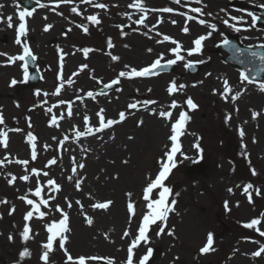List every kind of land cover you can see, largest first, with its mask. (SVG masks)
Instances as JSON below:
<instances>
[{
    "label": "rangeland",
    "instance_id": "obj_1",
    "mask_svg": "<svg viewBox=\"0 0 264 264\" xmlns=\"http://www.w3.org/2000/svg\"><path fill=\"white\" fill-rule=\"evenodd\" d=\"M6 1V5L10 1L12 3V6L15 4L18 5V0H4ZM40 5H44L43 7L39 6L36 11H39V15L46 14L50 15L51 19L49 21L46 19H39V31L38 34H42V39L40 40H33L34 46L36 48L39 47V44H37V41H40V48L37 50L40 52V61L41 64L52 66L51 71L49 72L48 80H46V83H50L54 85L53 78L55 79L56 73L58 71H61V55H63V66L62 71L64 67V63L67 62V52H70L73 54V58L75 61H70L69 64H73L72 68L69 70L70 74L72 75L73 72L77 71L79 67L83 64H87L88 67L85 70V72L82 73V83L89 85L92 80L89 78L91 76H95V81H102L107 82V80H110L111 78L117 77L118 73L117 70L121 68H125V66L129 67H135L139 69L142 65L148 64L153 57L158 56L159 50L155 49V45L159 44L160 40L163 39V37L157 36V38H152L150 40L148 37H153L154 35H160L156 33L151 34L149 36L145 35V33L148 34L144 29L139 28L132 32V30L125 31V35H121V32H124L122 28L115 27L116 25H122L121 22L124 20L120 18V7L118 6L122 1H132V0H108L110 4L107 5L106 8L101 9L98 7H95V4H98L99 1L102 0H92L91 3L82 2V0L76 1L73 0L74 5H60V3L55 2V0H39ZM144 4L147 7H150L151 5H165L164 0H142ZM207 1V3H210L211 0H204ZM164 2V3H163ZM182 5L180 8L182 10H190L191 8L200 7L203 10V17L209 18L211 21H217L222 20L226 17L224 13L226 10H229V6H238L240 7H248L247 4H241L239 0H231L230 4L227 2L226 4L217 5V4H204L202 3H196L195 0H181ZM4 4V5H5ZM239 4V5H237ZM52 6H56L55 11L51 8ZM183 6V7H182ZM72 7L78 8V13H73L71 11ZM5 8V7H4ZM57 8V9H56ZM244 9V8H242ZM241 9V10H242ZM57 10V11H56ZM231 10V9H230ZM4 12V20L7 17V14L10 9L5 8ZM208 13H211V15H208ZM91 15H97L98 19L100 20L99 24H92L87 17ZM41 17V15H40ZM3 18V14H0V19ZM71 19H78L80 22H82L80 25L72 21ZM46 25H52V27L49 29L50 32L47 34L43 32L42 29L45 28ZM81 26H85L88 29H91L93 35L90 36L89 34L84 36V31L82 30ZM67 29H72L71 33L67 38L62 37V33L66 31ZM9 31V30H8ZM6 31V35L4 37H0V54H6V55H0V110L2 112H6V115L11 120L13 119L14 122H18L20 124L24 123V113L27 112V108L30 106L29 104L33 103L35 101L34 94L31 93V89L21 90L20 93L16 92L14 89H10L8 87L13 85L11 84V81L13 79L20 80V76H15L14 73H8L6 69L4 68V62H8L9 56H16L20 51V47H16L13 45H9V43H12L11 41L13 38L16 37L14 35V32L12 33ZM8 32V33H7ZM67 32V31H66ZM216 37L212 38L207 43V52L211 51V47L213 46L216 39L219 38L220 32L222 30H217ZM97 37V40H93L92 37ZM35 38V36H33ZM194 37V33L188 36V41H190ZM111 39L114 47L112 48H105L107 45V41ZM55 40L56 44L51 46L50 43ZM178 41V40H177ZM94 42V46H90ZM181 42V41H178ZM186 42V41H185ZM206 42V40H205ZM85 44V47L94 49V51L90 52L88 57L86 58L83 55L82 52V45ZM47 45V47H46ZM41 49V50H40ZM127 51L128 55L121 54V50ZM151 49V51H149ZM141 50V52L144 53L143 60L139 58H133L130 56V54H133L134 51ZM108 53H111L112 55L119 56L120 59L118 61H112L111 57L108 55ZM216 57V56H215ZM106 62L108 64H106ZM221 62V61H220ZM50 64V65H49ZM221 64L225 67L224 62H221ZM17 66V64H15ZM15 66V67H16ZM181 66V65H180ZM182 67V66H181ZM211 70H213L214 74L212 75V83L207 81L209 86H214V84H217L216 78L214 76L220 75L219 72L215 69L214 64L212 63L210 65ZM229 67V66H227ZM225 67V68H227ZM14 68V67H13ZM105 68V69H104ZM219 68H223L220 66ZM17 69V67L15 68ZM5 70V72H4ZM224 72V70H222ZM18 72V71H17ZM90 73H93V75H89ZM204 73H200L197 77L203 78ZM14 74V75H13ZM68 74V73H67ZM69 76V75H68ZM68 76H66V79H68ZM172 75L161 77L158 80L159 88L165 87V85H168L171 80ZM184 81H191V78L183 76L181 78ZM214 82V83H213ZM61 83V81H60ZM125 84V82H124ZM206 83L202 86H198V88L191 87V91L188 93L191 95L195 101H199L201 104H203V108L201 111L196 112L195 118L193 122L191 123L190 128L194 131H197L198 135H202L204 137L203 144L205 148L207 149V154L209 156V162L208 165L205 168V173L201 174L199 176H195L196 178L190 179L187 178L185 173L183 172V169L180 167V169L176 172L175 177H173V182L176 185L177 191L180 193V208H182V216L179 218H176L174 225L178 228V235L180 238L183 239L184 243L179 245L177 238L169 237L167 240L169 241L168 244L173 247L174 251H171L170 256H168V262L172 261L174 259V255L177 254L176 249L180 248L179 253H182L181 259L178 264H199L195 263L194 255L190 258H186V254L190 252H194L195 249L193 248L197 247L203 240L201 239V236L205 230L210 229L211 227L215 230H219L220 225L225 222L224 221V212L221 207V203L223 200V197H225L226 193L228 194L227 190L225 189V186H235V185H241L244 184L242 182L251 179L258 181L262 180L264 182V158L260 161V163L256 164L260 167L261 173L259 177H252L249 172L246 173L245 170L248 167L245 162V159L240 156L239 152L242 151L241 147L238 149V153L236 154L235 158L229 157V155H226V152L224 151V148H226L227 140L222 135V132L224 129H227V132H231L232 135V144L234 146H238L239 140L237 137V127L236 125H239V121L245 120L249 116V110L248 112H242V109L240 111L239 108L236 106H231L232 108L228 109V107H224L226 103L218 102L215 104L216 100H214L212 97L208 95L207 92H209V86ZM45 85V84H44ZM134 85H138L140 87V83H136ZM41 86H43L41 84ZM125 86H127L125 84ZM147 83L144 82L142 86V92H145ZM149 86V85H148ZM48 87V85H46ZM44 86V88H46ZM141 89V88H139ZM153 92L149 94L147 98L152 99L153 101H157L159 99V96L162 97L163 92H160L158 90H152ZM39 92H46V90L41 89ZM35 93V92H34ZM128 95V94H126ZM133 95L130 94L129 97ZM144 95H141L140 97H143ZM188 95L186 94V97ZM182 95L180 96V98ZM74 98V97H73ZM169 100V99H167ZM126 100H124L125 102ZM130 102H133L134 100L130 99ZM215 101V102H214ZM181 101L179 100V104ZM29 105V106H28ZM230 105V104H229ZM241 107V103H239ZM224 108H227L224 111ZM40 110V109H39ZM231 110V112H230ZM12 114V115H11ZM231 114L233 116L232 124L233 125H227L224 121L226 117ZM247 115V117H246ZM154 118V117H149ZM227 121V120H226ZM137 118H134L130 121V127L132 130H137L140 128H137ZM129 124V122H128ZM231 126H234L235 128H232ZM37 127V125H36ZM145 127V125L143 126ZM142 128V127H141ZM38 129V127H37ZM131 129L128 131V135L131 133ZM253 130V128L251 127ZM251 129L245 128V130L249 131L250 134ZM39 130V129H38ZM260 128L257 127L255 129V132H259ZM35 132V131H33ZM142 133V132H141ZM148 133V137H149ZM253 135H250L248 139H246L247 143L250 145V148H254V153L256 156L259 155L261 152V148H256L254 144L251 143V138ZM134 141V140H132ZM221 142H223L221 144ZM264 142V141H263ZM145 144V140L142 142ZM158 143V141H157ZM150 149L146 152H143L142 148H136L138 152V157L135 159L133 154H129L127 156V159L129 160L128 163V169H126L124 175H120V178L116 180L115 177H113V181L119 182V190L118 193L120 195V203L122 204L123 211L125 212V202H126V191L134 192L133 199L138 197L140 193H138L141 186L146 182V178L144 179L146 174H153L157 169V157L161 154L162 150L158 151L156 146L152 143V147H149ZM25 150L27 152L26 146ZM249 150V149H248ZM243 153H246L244 151ZM261 154V153H260ZM213 161V162H211ZM190 161H186L184 165H189ZM125 165V166H127ZM251 168V167H250ZM123 178H126L124 180ZM3 183V179H0ZM260 180V181H259ZM89 180H87L88 182ZM102 183V181H100ZM263 186L264 191V183H260ZM183 194V195H182ZM264 194V193H263ZM179 197V198H180ZM108 197H102V199H106ZM15 202H17L16 199H14ZM246 205L247 202L244 199ZM249 209L251 208L248 205ZM257 212H254L252 209H250V212L248 214H243L242 218L247 219L256 214ZM239 214V213H238ZM7 227L8 224L5 225V222L0 221V231L3 232L2 236L0 235V243L2 246L0 247V253L4 257V254L7 253L6 257H8L9 254H11L12 249H14V246L7 245L6 242H4L6 245H4L3 241L6 240V233L9 230L7 227V230L3 231V227ZM191 228V230L194 229L193 236H187L186 232ZM233 228V227H232ZM200 230H203L202 234L198 236V233ZM10 232V230L8 231ZM197 236L199 239H197ZM224 236V238H223ZM228 236V233L226 234ZM225 234L222 232L220 233L219 237L220 240H227L223 245L220 251H218L216 254L209 258H205L203 263L200 264H218L219 261L224 258L227 254V252L231 251V244L229 241V237H226ZM164 240V239H163ZM166 242V241H165ZM25 243V242H24ZM167 243V242H166ZM0 244V245H1ZM27 244V243H26ZM25 244V245H26ZM37 246L38 241L35 243ZM23 245V246H25ZM29 250L31 252V255L25 260L24 264H42L39 261L38 255L39 253L35 251V247H32L34 245L33 241H29ZM21 247L22 244H16L15 247ZM161 250L163 249L161 244L160 246ZM198 248V247H197ZM79 250H75V254H78ZM192 252V254H193ZM163 250L161 253V256L155 260V261H162L163 258ZM124 255V253H122ZM167 255V253H166ZM12 256V254H11ZM8 257V262L14 260V258ZM16 256V255H15ZM5 257V258H6ZM164 263L166 260H163ZM155 263V262H154ZM158 263V262H157ZM232 264H241V263H235L233 261Z\"/></svg>",
    "mask_w": 264,
    "mask_h": 264
},
{
    "label": "snow or ice",
    "instance_id": "obj_2",
    "mask_svg": "<svg viewBox=\"0 0 264 264\" xmlns=\"http://www.w3.org/2000/svg\"><path fill=\"white\" fill-rule=\"evenodd\" d=\"M55 2L67 4V3H71L72 0H55ZM82 2L91 3L92 0H82ZM195 2L196 3H202V0H195ZM37 3L39 4V0H37ZM175 3L179 4L180 0H175ZM40 6L43 7L44 5H40ZM94 6L101 8V9H104L107 7V5H105L104 3H98V4H95ZM130 7L138 9L139 11L145 13V15H142L138 20L135 21L136 24L144 25L147 10H146L144 4L142 3V0H135V2L130 5ZM260 7L264 8V5H260ZM53 10H55V9H53ZM34 11H35V9H32L31 11H29L28 9H24L18 13L20 23L16 29L15 43L17 45L22 44L21 37L26 38V34H27L28 30L26 27L25 18L31 17L33 15ZM71 11L73 13H78V8L72 7ZM161 11L170 13V12H173L174 9L164 8ZM191 11L194 13H200L201 15H203V10L200 7L191 8ZM208 15H211V13H208ZM249 15H252V14L249 13ZM129 18H131V17H129ZM188 18L189 19H195L194 17H188ZM6 19H7L8 26L13 27L12 16H8ZM87 19L92 24H99L100 23V20L98 19L97 15L88 16ZM231 19L239 21V20H242L243 18L242 17H239V18L238 17H231ZM257 19L258 18L255 15H253V26L255 25V22ZM160 22H162V21H158V23H160ZM198 22L201 25L206 24V21L203 19H200ZM172 23H176V21H172ZM224 23L228 24V21L226 20V21H224ZM231 26L233 28H235L236 31L241 30L239 27H236V25H231ZM51 27H52V25H46L44 28V31H48ZM81 27L85 33L88 32L87 27H85V26H81ZM210 27L213 30L216 29L215 24L210 25ZM153 28H155V25H153ZM69 31H70V29H69ZM182 31L184 33H188L189 28L187 26H185L182 29ZM121 35H125V33L121 32ZM145 35H147V33H145ZM210 36H212L211 31H209L205 35H200L193 41L194 46L192 48L183 49V46L178 41H175L170 36L164 35L163 41H171L173 44H175V47H173L169 50L174 56L173 59H168L164 63H161V61L164 60V54L161 53L157 57V59L154 60L149 66L137 69L135 67L130 68L129 66L126 65L125 68L127 70L120 71L115 79L111 80L107 84H103V87L100 89L99 94L103 95L104 89L112 88L114 85L119 84L121 78L147 77V76L157 75L158 69L166 68L170 65H174L178 61H184L185 56L181 54L182 52H186L188 56L201 53L203 50V47H204L203 42L205 40H207ZM163 41H158V42L162 43ZM221 43L224 46L228 47L232 51L233 55L239 59V62L241 64H245V63L252 64L258 58L260 63H261V67L257 69V73L264 72V51H261V52L253 51L251 46H249L247 48L237 47V46L233 45L232 42L229 41L227 38H224ZM107 46H108V48L114 47L110 38L107 41ZM22 47H23L22 54H19L16 56H9L8 57V63H13L17 60L22 61L23 62V68H24V78L29 79L30 77H29V73H28V60H29V58H31L32 61H35L37 59V57L33 54L32 50H31L30 46L28 45V43L26 42V40H25V42H23ZM261 47H264V45H262ZM92 51H94V49L87 48V47L82 49L83 55L86 58L88 57L89 53ZM149 51H151V49H149ZM0 55H6V54H0ZM63 55L64 54L62 53V55H61V76H60L61 83L59 84L58 87H56L53 95H59L61 90L64 87L65 81L63 80V76H62ZM108 55L111 57L112 61H118L120 59L119 56L112 55L111 53H108ZM243 57H247V59H243ZM195 63H203V61H196V62L187 61L184 64V67L185 68H193ZM87 67H88L87 64L81 65L79 67V69L77 70V72H73L72 75L73 76L78 75L79 72H82ZM208 75H210V73ZM240 76H241L242 82L243 81L252 82L250 80L249 75L245 71H242L240 73ZM93 78H95V77H93ZM16 83H17V81L15 79H13L11 81L12 85H15ZM66 83L72 84V83H74V81L71 78H69L66 81ZM97 83H101V81H97ZM223 85H224L223 91L220 92V95L222 96L223 99L228 100L230 97L231 100L235 101L242 95V91H238L234 95H231L232 89H231L227 79L224 80ZM185 87H186V85L177 84V82L175 80H172L169 83V86L167 88V92L169 95H172L174 93L183 91V89ZM117 90H119V89H117ZM260 90L264 91V82L260 83ZM149 91H151V90L149 89ZM213 91L215 92L216 90L214 89ZM36 94L39 95L40 92L38 91ZM44 95H48V94L44 93ZM86 96L89 98L95 99L96 93H94L93 91H88L86 93ZM77 99L82 100L83 97L77 96ZM43 103H47V101H44ZM65 103L68 104L67 117L71 118L73 115V111H72V103L73 102H71V101L66 102L64 100L59 101V104H65ZM155 103H157V102L153 101V100H146V101L142 102L144 107H147L148 105L155 104ZM184 103L186 104L188 110H195L198 108V105L193 101V99L191 97H187V99L184 101ZM139 104H140V102H133V103L128 104L127 107L129 109H137ZM168 107H169L168 111L160 110L158 112V115L162 118L171 120L172 115H173L172 110H174L178 107H181V105L176 100H172L171 104ZM52 111H53L52 107L47 108L48 113H52ZM152 112L155 114L156 109H152ZM95 115L98 118V126H96V127L91 126L89 123L90 118L87 115H84L83 121H84V125H85V130L84 131H81L78 129L75 130V138L76 139H79L81 137L90 136V135H95L96 133H101L105 129H109L113 125H117V124L125 121L127 118L126 113L124 111H121L118 114V119H106L105 110L103 108H101ZM259 115H260V113H258L256 111L252 112V118L253 119H256L257 116H259ZM230 118H231V114H229L226 117V120L230 119ZM59 119H64L63 113H61L59 118L56 115H52L51 120L49 121L50 125L55 126V127H59V124H58ZM190 119H191V117L188 115V111L181 110L178 114V118L171 124V134L169 136V140L171 142L170 150L166 151L164 154V157H162L161 160L159 161L160 168H159V171L156 174L155 178L153 179V178L149 177V181H148L146 187L143 189V199L146 202V211H145L144 215L142 216L141 222L138 225L137 235L132 239L131 243L128 246L127 257H126V260L124 261V264H136V262H134V256H135L134 250L137 249L138 247H140L141 244L147 245L150 242V236H149L150 226L157 224V222H161V223L166 222L168 219L169 213L174 211L173 206L176 204V201L172 200L169 203V196L172 193V189L165 185V181L168 179L172 170L177 166V161L175 159L177 153H180L181 155H183V153L181 151V144L179 142V137L184 134L183 130L186 127V123ZM4 123H5L4 116L2 113H0V125H3ZM142 124H143V120H140L138 122V125H142ZM29 126H30V123H29ZM11 131L19 132V131H21V129L16 128V129H12ZM239 134L241 137L244 136V131L242 128L240 129ZM26 139H27V142L31 145V159L34 161L37 159V151H36V139L37 138L32 133H28ZM53 139H56V138L53 137ZM68 139H69V137L67 135H65L63 137V139L58 142L59 145L62 147L64 142L67 141ZM129 139H132V137H129ZM8 140H9L8 132L4 131L3 129H0V145H3L4 148H7ZM253 142H255V140ZM194 146L198 150H200L199 143L195 144ZM44 147H45V150H47V148L49 146L45 145ZM15 162L20 164V165H24V166H27L29 164L28 160H16ZM5 163H11V161H8L6 158L0 159V166H3ZM123 163L126 164V163H128V161L125 160V161H123ZM54 164H56L55 158L50 159L47 162L46 166H51ZM72 164H73V167H72L71 171H72L73 175H70L67 177V179L69 181H73V177L77 175V169H83L85 167V165L83 163L77 162L75 157L72 158ZM40 174H41L40 170L33 168L31 170V173L21 176L20 179L23 181H28L30 178V175L39 176ZM42 174L45 177L48 176L47 172H43ZM252 174L253 175L256 174L254 169L252 170ZM83 179H84L83 177L75 179L74 186L77 190H81V185L83 183ZM15 180H16V177L12 176L11 179L8 180V183L12 184ZM47 185L49 186V189L51 191L59 192L61 190V185L58 184L54 179H51V178L48 179ZM250 189H253V185L251 183H248V184L243 186V193L247 195L248 200L251 203L252 202V192L250 191ZM154 190H159L158 197L155 199L152 198V194L154 193ZM41 191H42V188L38 182V186L35 189L34 195L36 197H40ZM228 191L232 192V189L230 188V189H228ZM255 192H256V195L260 194L259 189H255ZM126 196L128 197L127 211L129 213V225H130L131 218L133 216H135V205H134L133 201L131 200L132 194L127 193ZM90 198H91V196H90ZM21 199H24L26 201V203L29 206H31V210H29L24 216V220L26 222L30 221L33 218L34 213L38 214L39 218H43L44 216L47 215L46 212L41 211V204L47 206L48 200L41 199V201L38 203L36 200L28 199L27 197H21ZM49 199H55V197L52 196V197H49ZM0 203H7V201H0ZM75 203L79 206L81 214L85 217V222L89 226H91L94 223V220L91 216H88L84 212V205L81 203L80 200H76ZM112 204H113L112 200H106L103 202L97 200V201L91 203L90 208L93 210L107 211ZM67 207L68 208L72 207L71 201H67ZM227 207H228L227 202H225V208H227ZM55 210L61 213V218L59 219L58 222H53V223L47 225V232L49 233V235L47 237V241L42 244L43 251H42V254L40 256V260L43 261L44 264H49L50 254L55 250L54 249V242L57 240V238H59L58 247H59V249L63 250L65 257H66L65 264H88V261H94V260L101 259V258H98L96 256L86 257L84 255H80L74 259V257L69 253L67 247L65 246L66 242L68 241V236L66 235V233L70 232V228L68 226V222H69L68 213L65 212L63 209H61L59 207V205L55 206ZM14 211H15V208L13 207L11 209V211L9 212V214L11 215L12 212H14ZM262 215H264V214H262ZM260 224H261V220L259 218H253L250 222L246 223L244 225V227L249 228V229H255L259 233L260 236L264 237V231H261V229L258 227V225H260ZM31 231H32V229H31L30 225L28 223H25L23 230L20 233V235L24 241H28L29 239L32 238L30 235ZM164 233H165V227L161 226V227H159L156 235L160 236ZM167 234L168 235H174V233L172 231H169ZM129 235H130V231L128 229H125V231L123 232V237H128ZM11 239H12V236L10 235L9 240H11ZM213 242H214L213 241V234L209 233L207 235L206 243L200 249V252L201 253H208L210 251H214ZM262 254H264V244H261L259 246L258 250L251 253L253 258L260 257ZM30 255H31V252L27 247H25L23 249V251H21L19 253V256L21 258L29 257ZM152 256H153V249L151 247H149L147 249L146 253L144 255H142L141 257H139L138 264H148V261L150 260V258ZM104 259H106V264H115L114 258H104Z\"/></svg>",
    "mask_w": 264,
    "mask_h": 264
},
{
    "label": "bare ground",
    "instance_id": "obj_3",
    "mask_svg": "<svg viewBox=\"0 0 264 264\" xmlns=\"http://www.w3.org/2000/svg\"><path fill=\"white\" fill-rule=\"evenodd\" d=\"M212 1L216 2L217 5H222V4H226L230 0H212ZM0 2H3V6L1 8L3 10L4 0H0ZM14 11H16V9L9 13L13 19H14L13 17ZM41 16H44V15L41 14ZM40 18L42 17H39V18L37 17L35 21L31 22L30 35H28L31 38L35 36L37 40L42 39V34H38V31H39L38 23L40 21L39 20ZM242 18L244 19V17ZM176 22L178 23L177 20ZM3 25H4V22L3 24L0 23V37L7 36L5 33L8 30H9L8 32L12 33V30L14 29V26H15L14 25L13 27H9V26H6V25L3 26ZM165 29H167L169 32L177 33L178 34L177 36H180L181 38L184 39L182 34L179 35L180 33H179L177 25H172L170 28L165 25ZM245 29L250 30L249 27H246ZM204 30L205 28L196 27L194 35L202 33ZM252 35L254 34L250 32L247 34L246 37L251 38ZM39 42L40 41H37V44H39L38 49L40 48ZM166 42L170 43L171 41H166ZM124 53L128 55L127 51L121 50V54H124ZM67 55L68 57H70L69 59H74L72 53L67 52ZM130 56L133 58H139L140 60L141 59L143 60L144 53L141 52V50L139 51L136 50L134 51L133 54H130ZM6 71H8V73H15L17 70L14 67V68H7ZM227 75H228V79L230 78L231 80H233V87H231L232 89L231 95H234L238 91H242V95L237 99L240 101L239 103H241V105L243 106L242 109L251 108L250 112L256 111L261 114L257 118V122L261 124V129L263 130V132L261 133L256 132L257 136L259 137L258 138L256 136L258 139L256 147L262 148V145L260 144V142L264 141V115H262L264 114L263 113L264 112V94L254 91L253 88L249 89V87L236 85L235 82L237 80L236 79L237 74L235 75L234 70L228 69ZM208 80L210 81L212 79L208 78ZM216 82L218 81L216 80ZM147 83L148 85L153 86L154 89L163 91V94H164L163 99L168 98L166 94L167 90H162V88L161 89L159 88L158 80L154 79L151 81H147ZM78 87L83 88L84 86L79 85ZM141 88H142V85H141ZM121 96L122 94H120V98L118 100H113L112 102H109V103L102 102L97 107H95V109L99 108L98 110H100L101 108L105 107L104 109L105 112H112V113L119 112V110L123 109L124 107L123 106L124 99ZM60 98H61V94L57 95L56 99H60ZM66 98H68V96L64 97L63 100ZM227 101H230V103L234 106H238L237 103L231 100L230 97ZM161 104L165 105L166 101H163ZM91 107H94V106L90 104L87 109H84L82 107H79L78 104L76 105L77 110L81 111V109H83V112L90 111L91 114H94L93 110L95 109L90 110L89 108ZM163 110H165V107ZM259 110L261 111L259 112ZM75 118L77 117H74V119ZM145 119H146L145 127L140 128V130H136L135 133L133 131L132 134H136V136L138 137V140L136 137L134 141H131L128 136V131L129 129H131L130 122L127 125H126V122L123 124L120 123L116 128L110 129L109 131L104 132L103 134L98 135L96 137H93V138L90 137L89 139L82 138L80 140H76L75 138H73L72 134L69 132V130L72 128V125H71L72 122H70L68 119L67 121L62 122L61 124L62 135L63 136L67 135L69 137V139L64 142L63 153L62 154L59 153V161H60L59 163H61L60 172H62L63 174L62 182L65 185L66 194L68 193L71 195V193L73 192L76 195L78 194L80 199L83 200L85 207L89 209L91 205L92 196L98 195L99 197H103L107 188L119 187V182L112 181L113 184H111L110 180L113 178V174L118 173V172L124 173L125 172L124 170L128 169V167L122 164V159H126L129 153H133V156L136 159L138 157V152L136 151L137 147L142 148L144 152V150L149 149L148 147H151L149 142H152L155 146H158L156 144V141L161 142V144H164L165 140L168 138L167 136H168L169 131L167 132V129L165 127V124H166L165 121L158 119L157 117L155 118L147 117ZM245 119L248 120L246 121L248 122V125H250L251 123L253 124V121H252L253 118H252L251 113ZM77 127L82 128V129L84 128V126H81V125ZM254 132L255 131H253L252 133L254 134ZM148 133L150 134L149 137H148ZM10 135L12 137L10 148L9 149L3 148L0 145V159H4V155L6 156L21 155L24 153V144L21 143L23 138L19 134H16V133H11ZM145 139H146V145L142 143V141ZM189 141H190V138H188L184 142V148H186L187 150H188L187 145ZM19 143H20V146H17L19 145ZM105 150L106 152H104ZM69 154L71 156H74L77 162L83 163L85 165L83 169H77V175L73 177V181H69L67 179L68 176L73 175V174L68 173V171H70L73 167L72 159L69 160ZM86 161H87V164L85 163ZM53 167L54 169H56L57 165H54ZM9 168L11 170L14 169V171L19 172L23 168V165H20L17 163L13 166H9ZM80 177H83L84 179L81 185V190H77L74 186V181L75 179H78ZM85 178L89 180V183L86 182ZM124 180H126V178ZM17 181L21 182V180H17ZM100 181H102V183ZM126 181L128 182V180ZM26 186L27 185L24 184V186H20V188L24 189V187ZM118 198H119V194L117 195L115 211L111 209L109 210V213L96 212L95 222L90 227H86L85 225L81 224L79 221L78 215H74L72 224H73V227L75 228V231L73 233L72 239L68 243V250L73 251V252H75L74 250H79V251H83V252H79V253H82L81 255H85L84 253L86 252L87 254L90 253L89 254L90 256L98 255L100 257L105 256L102 252L105 248H107L109 251L110 250L116 251L115 249H116V246L119 245L118 240L120 241L121 233L119 234L118 228H116L115 233H113L112 235L111 232L108 231L107 227L125 225L124 220H123L124 213L118 202ZM69 199H70V196H69ZM74 200L75 199H73V201ZM43 221L33 216V218L30 220V224L36 225ZM8 223H11V222H8ZM15 232H16L15 236L18 238L19 233L18 231H15ZM123 245L125 246L126 243H123ZM54 249L55 251H57L56 247ZM237 260L240 262L245 261L241 257H238Z\"/></svg>",
    "mask_w": 264,
    "mask_h": 264
}]
</instances>
